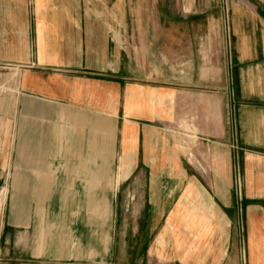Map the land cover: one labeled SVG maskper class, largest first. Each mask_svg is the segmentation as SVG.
<instances>
[{"label":"crops","instance_id":"0c3cea01","mask_svg":"<svg viewBox=\"0 0 264 264\" xmlns=\"http://www.w3.org/2000/svg\"><path fill=\"white\" fill-rule=\"evenodd\" d=\"M0 65V264H264V0H0Z\"/></svg>","mask_w":264,"mask_h":264},{"label":"rangeland","instance_id":"374dc122","mask_svg":"<svg viewBox=\"0 0 264 264\" xmlns=\"http://www.w3.org/2000/svg\"><path fill=\"white\" fill-rule=\"evenodd\" d=\"M0 70H5V68L4 67H1L0 68ZM17 81V80H16ZM15 81H14V79L12 80V83H14ZM0 85H3V88H5V91H0V94L1 95H7V94H9V93H11V90H12V88L14 87L12 84H11V82H7L6 81V84H2V82L0 83ZM14 89V88H13ZM6 180H7V183H8V181L10 180V178L9 177H6V178H2L1 179V182H0V185H3L5 182H6ZM5 181V182H4ZM3 189V188H2ZM1 194V193H0ZM6 196H7V194H6ZM10 196V193H8V197ZM6 199V198H5Z\"/></svg>","mask_w":264,"mask_h":264},{"label":"built area","instance_id":"2783aa9c","mask_svg":"<svg viewBox=\"0 0 264 264\" xmlns=\"http://www.w3.org/2000/svg\"><path fill=\"white\" fill-rule=\"evenodd\" d=\"M1 67H4V66H1V65H0V68H1ZM0 91H5V88H3V85H0Z\"/></svg>","mask_w":264,"mask_h":264}]
</instances>
